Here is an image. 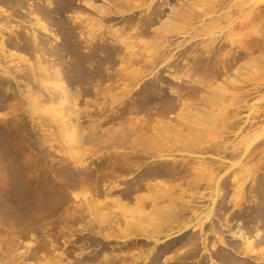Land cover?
Instances as JSON below:
<instances>
[{
    "label": "rangeland",
    "instance_id": "374dc122",
    "mask_svg": "<svg viewBox=\"0 0 264 264\" xmlns=\"http://www.w3.org/2000/svg\"><path fill=\"white\" fill-rule=\"evenodd\" d=\"M0 264H264V0H0Z\"/></svg>",
    "mask_w": 264,
    "mask_h": 264
},
{
    "label": "bare ground",
    "instance_id": "6f19581e",
    "mask_svg": "<svg viewBox=\"0 0 264 264\" xmlns=\"http://www.w3.org/2000/svg\"><path fill=\"white\" fill-rule=\"evenodd\" d=\"M210 214H211V212H210V210H209V211L206 212L204 215H205V216H209ZM205 216H204V217H205Z\"/></svg>",
    "mask_w": 264,
    "mask_h": 264
}]
</instances>
